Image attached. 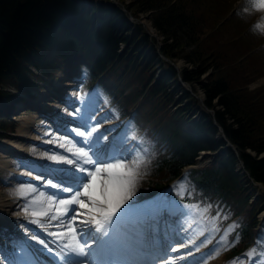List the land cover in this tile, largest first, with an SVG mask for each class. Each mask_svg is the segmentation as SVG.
Returning <instances> with one entry per match:
<instances>
[{
	"label": "trees",
	"instance_id": "1",
	"mask_svg": "<svg viewBox=\"0 0 264 264\" xmlns=\"http://www.w3.org/2000/svg\"><path fill=\"white\" fill-rule=\"evenodd\" d=\"M123 2L126 4V0ZM189 2L131 0L125 6L137 17L141 12L154 13L153 24L163 33L165 39L163 53L177 58L180 57L179 52H184L182 56L192 66L195 65L193 68L186 67L182 71L185 80L201 82L203 75L212 71L207 81H202L207 94L206 104L216 109L219 124L239 149L248 172L255 180L264 183V158L260 159L249 151L253 150L258 155L264 152V86L252 89L250 83L255 77L246 76L245 71L240 69L239 63H236L239 68L237 71L235 66L232 68L228 66L233 62L227 54L229 49L221 46L224 42H220L216 32L206 34V27L202 21L206 15L196 10L195 2L192 4ZM105 9L111 10L112 21L103 25L100 32H95L92 28L93 18L89 13L83 12L82 0H0V83L23 82L27 70L25 64L33 63L34 59H37L40 67H43L41 59L47 56L50 57L48 61L55 59V62L59 58L70 60L80 55L90 58L94 51L91 49L93 43H100L108 54V57L99 59L93 67V73L107 71L115 61H124L126 57V55L122 58L118 57L117 50L121 42H128L129 33L122 32L121 37H118L119 28L125 29L126 32L134 30L137 44L139 42L142 45L148 41V35L143 33L141 26L136 25L134 28L121 8L105 6ZM75 22L91 24L93 39H88L85 43L71 36L67 27ZM213 34L217 37L211 38L210 35ZM151 52L153 56L154 47L151 48ZM140 54V52L136 53L135 58L138 59ZM95 55L102 57L105 54L101 51ZM135 58L127 60L130 65L129 71L137 72L140 68V62ZM168 67L174 71L171 64H168ZM176 77L175 72L168 80H175ZM163 81L165 82L166 79L163 78ZM169 85L167 81L155 85L144 84L143 87L149 88L150 98L159 94L161 100L169 101L174 99L172 93L168 92ZM182 87L180 85L178 90ZM5 96L10 94L0 89V103L7 102ZM215 100H218L217 103ZM197 103L198 100L195 98L189 104L194 106ZM217 104L220 105L219 108ZM174 116L178 120L192 122L202 138L182 139L179 136L182 131L178 127H175L176 132H169L168 129L163 128V137H169L173 152L162 155L158 165L155 166L154 173L148 180L153 192L161 189L166 182L180 176L185 166L195 162L200 149H216L223 143L215 138L218 128L207 113H203L201 119L193 120L191 117H186L184 108H180ZM7 126L0 122V129L5 130ZM205 139L211 141L212 146L203 142ZM236 161L235 153L230 150L229 158L222 156L218 166L191 170L189 177L194 180L195 193L203 195L213 203L216 197L226 203L241 198V208L246 207L249 196L247 197L246 192L239 188L244 189V186L234 171ZM189 199L194 201L192 196ZM257 220V217L252 216L249 221L243 223L240 229L244 239L251 238Z\"/></svg>",
	"mask_w": 264,
	"mask_h": 264
},
{
	"label": "snow or ice",
	"instance_id": "2",
	"mask_svg": "<svg viewBox=\"0 0 264 264\" xmlns=\"http://www.w3.org/2000/svg\"><path fill=\"white\" fill-rule=\"evenodd\" d=\"M256 7L264 8V0H256ZM85 94H79V100L84 99ZM71 103V102H70ZM65 113L68 109H63ZM76 120H68L63 127L74 132L79 137L77 140L66 135L56 139L55 143L61 148H66L74 155H64L60 152L43 153L52 161L58 162L50 166L45 176L38 179L54 189H59V194H68L66 199L57 201V196H49L44 191L31 196V203L24 207L28 213L31 209L35 223L41 224L40 217L49 220L59 219L67 213L75 204L81 209L79 226L73 225L67 232L62 233L60 245L62 251L57 253L61 264H169L175 262L177 257L171 255L182 247L176 243L170 246L163 256L146 257L143 252L148 247V237L140 245L126 243L115 235V225L122 215V208L134 195L136 185L141 178L142 171L151 164L150 151L146 147V141L137 135L135 128H130L122 142H116L115 137L109 141L106 132L98 131L101 125L92 112L87 114L79 111L70 113ZM80 123L81 127H72ZM61 139L65 143H61ZM102 161H107L103 163ZM66 165H72L71 168ZM186 182L181 181L183 186ZM30 192H38L35 184H22L18 186V195L28 197ZM60 207H56V204ZM134 203V202H133ZM195 209L202 216L212 208L211 204L201 206V202L187 205ZM75 212L76 209H73ZM220 213L217 212L218 219ZM78 217L73 216L76 220ZM225 218H227L225 216ZM227 234V232L225 233ZM41 244L39 235L32 237ZM223 239V238H222ZM237 240L239 237L236 238ZM193 244L194 241H189ZM95 246V247H94ZM186 247V246H185ZM218 254V250H217ZM189 255V253H185ZM247 256L253 257V264L260 257H264V250L259 254L255 247L248 250ZM211 255L206 259H211ZM183 259V257H181ZM202 259H205L202 257ZM11 264H34L33 259L23 247L16 249L15 256L11 258Z\"/></svg>",
	"mask_w": 264,
	"mask_h": 264
},
{
	"label": "bare ground",
	"instance_id": "3",
	"mask_svg": "<svg viewBox=\"0 0 264 264\" xmlns=\"http://www.w3.org/2000/svg\"><path fill=\"white\" fill-rule=\"evenodd\" d=\"M261 24L264 27V21H262ZM60 83L65 84L66 89L64 93H66L69 97L68 100H71L77 94L76 89L73 88V85L76 84L75 80L68 79L65 81H60ZM61 95L62 93H56L53 95L54 98H50L52 101L42 103L44 105L50 106L48 111L53 113V115H51L53 118L48 119L46 116L40 114V112L33 115L32 117H28L23 120L21 127H19V132L16 133V138L6 139L2 142L4 153L3 157L1 158V165L4 167V169H6L7 172L6 181L12 184L13 188L9 194L0 197V220L4 223V227L6 229L14 228L16 232L19 231L18 234H21L23 238L20 240L21 243L15 246L14 243L10 241L15 239L16 233H14V231L12 232L13 234L11 233L12 237L10 238L12 239L10 240L0 236V264H11V258L15 256L13 251L10 252L6 248V246L9 245L14 248V251L19 247H23L33 260H36L35 258H38L40 256V252L44 250L47 252L46 258L48 255H53V257L51 256L53 262L55 261L57 264H61L57 256V253L62 251L60 245V241L62 239L61 234L65 233L64 228H66L68 225H74L79 222L82 218L81 213L85 211L78 205L73 204L69 208V211L61 215L59 219L49 220L47 217H40L39 219L41 220V224H36L34 222L36 218L32 217L31 209L28 213L23 211L24 207L31 203L30 197L38 195L39 191H44L49 196L56 195L57 201L60 199H66L68 195L59 194V189H54L45 182L38 179L40 176H45L44 170L48 171L50 166L58 163L48 159V157L44 156L43 153L60 152L64 155H74L73 153H69L66 148H61L60 144L55 143L58 135L60 138L69 135L72 137V139L77 140L79 143V137L74 132L63 127L66 120H76L77 117H72L70 115V113L73 112L70 110V106L65 105L63 102H59L58 97H61ZM65 108L68 109L67 113L63 111ZM79 112L87 114V112L84 110L79 109ZM104 113L105 110L100 108L96 115H94L96 121L99 120V118L103 116ZM59 122H62V124L55 125V123ZM106 122L107 123L100 122L101 128L98 129V131H101V129L104 127H108L110 125L112 126L117 123L115 119H107ZM81 126L82 125L80 123L72 125V127ZM61 143L65 142L61 139ZM66 166L69 168L72 167V165ZM48 178V176H45V181ZM22 184H35L37 185L38 192H30L28 197H21L18 195V186ZM56 207H60V205L57 203ZM73 209L77 210L76 213L73 211ZM131 211L132 209L128 211L122 210L123 214L121 220L123 221L124 219L126 220L134 218V216L130 214ZM184 212L185 213H181L178 219L180 225L177 224L176 227H173L177 231L176 234H180L185 237V241L181 244L182 247L180 249L182 250L181 252H183V254L189 253V255H184L183 259H181V256H176L177 259L180 260H178L175 264H191L190 262L195 258L188 256H191L192 254L197 256L198 251L201 250H203V256L205 259L209 255L213 257L218 247L215 246L212 250L206 251L205 249H207L208 245L206 244L204 248H200V246L205 243V240L200 239L201 230L199 231V227L194 226L193 221L190 219L191 211L184 210ZM73 215L78 218L73 220ZM192 219H195L194 216H192ZM153 224L154 223L152 222L150 225ZM155 225L156 223L154 226ZM40 231H44L45 233H40ZM37 235H39L41 240L45 242L44 244L32 239V237ZM46 235L54 237L53 239H47ZM190 240L194 241V243L189 244L188 242ZM48 243H54L56 248H53ZM194 249L196 250L194 251ZM9 253H11V258H8ZM170 263L173 264L172 261H170ZM205 264L216 263L210 261Z\"/></svg>",
	"mask_w": 264,
	"mask_h": 264
},
{
	"label": "rangeland",
	"instance_id": "4",
	"mask_svg": "<svg viewBox=\"0 0 264 264\" xmlns=\"http://www.w3.org/2000/svg\"><path fill=\"white\" fill-rule=\"evenodd\" d=\"M117 1H118L117 4L119 5H123L122 3H125L123 2V0H117ZM187 1H190L189 2L190 4H192V2H195L196 3L195 5L197 7V9L196 8L195 9L206 15L205 19L202 20L204 23V26L206 27V34L208 33L211 34L213 32H216L218 37L213 34V35H210L211 38L214 36L217 37L220 40V42H224L223 45L221 44V46L223 47L226 46L225 48L229 49L227 54L229 55V58L233 60V62L232 64H228V66L230 68L235 66L234 68L237 71V69L239 68H237L236 63H239L240 69L242 71L243 70L245 71L246 76L255 77V79H253V81L250 83L251 88L254 89V88H259V87L264 86V35L258 32V30L260 29L257 27V24H256L260 22V20L264 19V8L256 7V0H186V2ZM129 2H131V0H126V4H128ZM153 14L154 13L152 11L141 12L138 18H140V22L143 24V26L145 27V31L148 32L149 35L157 36L158 40L155 39L156 45L160 46L163 44L162 40L165 43V39H164L163 33H161L158 29H156V27L153 24V20H152ZM101 16L103 15L101 14ZM150 38H155V37L151 36ZM134 40H135L134 38L131 39V43H129L130 46L132 44H135ZM140 51H141L140 48H138V50H136L135 52H140ZM151 54L152 52L149 48L148 50L145 49L142 54L143 59L147 58L146 60H149L152 57ZM179 54H180V57H177L176 62L180 64L181 68L195 67V65L192 66L191 63L188 62L184 56H182L184 52L183 53L179 52ZM30 58L32 59V57ZM158 64L159 63H156L155 65H152V67L155 68L158 66ZM145 71H147V69ZM211 72L212 71H209L206 74H204L205 77L208 78L209 76H211L212 75ZM67 74H72V72H67ZM138 75L139 73L132 72L122 82L126 83V80H129L133 86H136L139 81L133 78H139ZM30 77L32 78V75ZM199 85L200 83L188 84V88L193 94L197 95V97L199 98L197 99L198 105L202 108V110L204 109L208 110L207 107L205 106V101H206L205 91L201 87H199ZM1 87H2V83H0V88ZM10 88L15 90V88L13 87H10ZM120 91H122V89ZM86 94H87V90H85V95ZM97 96L102 99L101 96L99 95ZM122 96H125V92H123ZM217 101L218 100H215L216 103ZM153 102H157V100L150 99V101L144 106L142 104L141 105V109H142L141 115H138L136 119H141L142 116L145 117L148 121L147 125L150 126L148 128H157L159 126H167L169 122L165 118H162L159 112L154 111L156 107H155V104H153ZM180 106H184V103H181ZM218 107H220L219 104H217V108ZM173 110H175V108ZM132 112H133L132 107L126 110L125 113H122V110L120 109V107L116 106L110 109V114L108 116L110 117L111 115H115V114L118 116L124 115L125 119H128L129 117H131ZM32 115L33 114L30 113L27 116H23V114H21L20 116H23V118L26 119ZM143 122L144 120L133 121L130 124V126L129 125L128 126L129 128L134 127L135 130L137 131V135L143 137L144 133L139 132V127L143 124ZM22 123L23 122L21 121L17 123V126L12 133L14 134L18 133L19 127H21ZM119 124H121V122ZM128 126L126 127L127 131H129ZM176 131L177 129L172 130V132H176ZM10 137H14V136L11 135ZM156 150L157 149H154L153 151L151 150L152 152L151 156H154V157L157 156L159 150L158 151ZM2 153L3 151H0V187H1L0 197L6 196L7 194H9L13 188V185L10 184L8 181H6L7 172H6V169H4V167H2L1 165ZM202 163L206 166L208 164H211L212 162L209 159ZM149 169L150 168L147 165L146 170L142 171L141 176L143 178H145V175H146L145 172H147ZM143 178H140V180L138 181L134 195L126 203L125 206H129L131 204L136 203L137 199H134V197L137 194H139L141 190L149 189V186L145 183V179ZM178 187L179 188L177 191L179 193L186 194L187 183H185L183 186L179 185ZM258 196L259 195L257 194L255 196V199ZM197 197H199V199H201L202 201H206L204 197H201L198 195ZM241 204H242L241 198H236L235 202L229 201L228 203L223 202L219 199L217 203V207L220 211H222V212H219L220 213L219 220L223 222L224 220H227L228 216H230L231 218L234 217L236 215L235 212H239V210L241 209ZM227 208H230V210L226 211ZM189 209L191 210V212L193 213L195 212L194 214H195L196 219L194 220V222L202 225V229H201L202 240H205L206 243L213 244L215 237L218 234L217 233L218 228L215 225L210 223V217L207 213L202 216L200 213L196 212L195 209L193 208H189ZM225 216L227 218H225ZM237 218L238 217L234 218L233 220H236ZM238 226H239V222L237 221L236 226H232V228L230 227L231 228L230 234H235L236 228H238ZM229 245H230L229 240L223 241L221 244L218 243L217 244L218 254L216 251V253L214 254V258L211 259V261L216 264H221V263L234 264V263H230L232 262V260L226 261V258L224 255L225 250Z\"/></svg>",
	"mask_w": 264,
	"mask_h": 264
}]
</instances>
